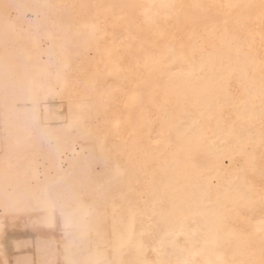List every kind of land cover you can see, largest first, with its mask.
I'll list each match as a JSON object with an SVG mask.
<instances>
[{
	"label": "snow or ice",
	"instance_id": "6c2138e0",
	"mask_svg": "<svg viewBox=\"0 0 264 264\" xmlns=\"http://www.w3.org/2000/svg\"><path fill=\"white\" fill-rule=\"evenodd\" d=\"M45 7L69 10L62 21L69 25L80 18L78 40L64 48L65 68L71 70L63 79L70 105L73 91L87 101L76 105L83 110L77 119L99 161L86 179L71 183L37 177L43 183L37 199L63 220V264H264V0L209 5L113 0ZM10 8L4 5L6 72L8 33L16 28ZM257 22L260 53L250 27ZM177 64L192 79L173 98L159 85L157 71ZM197 134L201 143L218 146L217 159L227 161L222 168L238 183L229 186L236 195L224 199L216 185L212 201L216 177H188L193 195L201 190V200L216 209L210 223L193 228L197 213L191 204L161 195L150 165L179 156L190 135ZM5 180H10L7 171ZM134 184L144 187L137 191ZM125 186L140 199L127 200L132 219L120 227L113 196ZM137 214L149 222L139 232ZM257 233L259 246L253 247ZM149 252L156 258L149 259Z\"/></svg>",
	"mask_w": 264,
	"mask_h": 264
},
{
	"label": "bare ground",
	"instance_id": "6f19581e",
	"mask_svg": "<svg viewBox=\"0 0 264 264\" xmlns=\"http://www.w3.org/2000/svg\"><path fill=\"white\" fill-rule=\"evenodd\" d=\"M113 0H0V264H63L65 259V229L59 214L44 210L43 198L37 199L43 183H71L75 178H87L99 161L93 145L85 139V127L77 117L82 114L76 105L87 101L71 93L63 77L71 69L65 68L64 48L78 40L75 35L79 19L71 24L63 23L67 9L46 5H71L83 3H111ZM146 4H228L252 3L260 0H138ZM10 5V15L16 28L8 33V70H5L4 5ZM198 11V10H197ZM213 11H216L215 9ZM175 22L174 20L172 21ZM209 28L212 22L208 23ZM256 35V51L260 53L258 33L261 25H250ZM35 35L33 42L28 37ZM214 39V37H213ZM83 51V49H81ZM75 68V63L72 64ZM158 83L168 87L173 98L189 87L191 77L182 74V66H160ZM165 77L168 79L166 80ZM126 135V130L122 128ZM190 135V143L183 146L179 156L158 159L150 165L155 170V188L160 194L178 203L187 200L191 211L197 213L191 219L199 224L210 223L215 206L201 200V190L188 187V177L215 176L211 200L219 196L236 195L229 192L238 183L234 174H226L222 166L227 163L217 159L218 146L211 140L201 143ZM158 137L153 135V140ZM160 145V150H164ZM175 151V149H174ZM207 166V167H206ZM10 180L6 184L5 173ZM148 179H151L149 177ZM259 183V180L257 179ZM10 185V186H9ZM207 186V182H205ZM144 185H133L137 191ZM140 198L125 186L123 193H114L113 204L118 226L131 222L127 200ZM259 199V196H256ZM143 208V203H140ZM111 226L112 208H109ZM259 220V217H257ZM123 221V223H120ZM148 221L141 215L135 217L137 232L147 227ZM252 230V229H250ZM183 240V237H180ZM259 246V234L253 247ZM149 259L156 254L149 252ZM230 256V254H229Z\"/></svg>",
	"mask_w": 264,
	"mask_h": 264
}]
</instances>
